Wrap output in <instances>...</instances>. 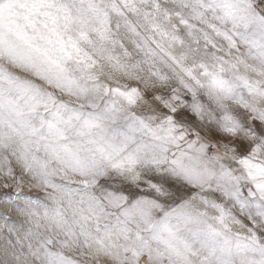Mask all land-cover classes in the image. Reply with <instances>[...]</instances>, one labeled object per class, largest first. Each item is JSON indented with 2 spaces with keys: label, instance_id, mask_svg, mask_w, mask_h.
I'll return each mask as SVG.
<instances>
[{
  "label": "snow or ice",
  "instance_id": "6c2138e0",
  "mask_svg": "<svg viewBox=\"0 0 264 264\" xmlns=\"http://www.w3.org/2000/svg\"><path fill=\"white\" fill-rule=\"evenodd\" d=\"M0 264H264V0H0Z\"/></svg>",
  "mask_w": 264,
  "mask_h": 264
}]
</instances>
